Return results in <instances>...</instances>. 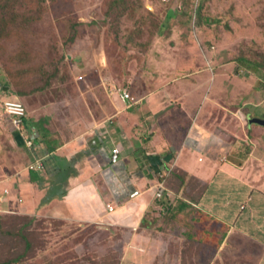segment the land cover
Segmentation results:
<instances>
[{"label": "rangeland", "instance_id": "374dc122", "mask_svg": "<svg viewBox=\"0 0 264 264\" xmlns=\"http://www.w3.org/2000/svg\"><path fill=\"white\" fill-rule=\"evenodd\" d=\"M185 1L190 0H0L2 145L12 147L10 141L16 138L15 130L19 131L6 115L7 101H21L29 122L42 121L48 128L44 127V131L65 140L73 129L75 133L76 125L69 121H101L109 106L107 100L111 101L114 93L123 98L120 89L128 85L121 81L142 71L138 67L130 73L128 62L157 66L169 59L171 63L165 66L178 63V102L171 103L174 106L165 102L171 107L162 114L178 105V139L182 141L189 130L187 116H200L199 123L207 125L231 148L235 143L246 142L245 150L233 149L234 155L229 156L241 168L257 145V137L252 134H259V126L251 127L247 114L264 119V0H206L203 33L196 27L197 12L187 18ZM27 52L35 60L31 64L33 75L17 81L20 64L16 66V56L17 61H22ZM243 58L249 63L241 62ZM111 78L115 84L119 82L118 87L104 84ZM20 92L28 96L22 99L17 95ZM133 98L136 102L132 104L141 102ZM223 126H228V135ZM23 134L27 139V133ZM8 155L6 161L10 159L15 165L13 153ZM192 163H196L194 170L206 166L197 159ZM4 170L0 167L1 175ZM186 175V190L178 181V192L183 190L187 200H192L185 203L197 210L207 189L198 178ZM157 186L158 183L154 194ZM225 195V201L233 198L230 202L234 204L246 200L239 199V191L233 188H227ZM178 196L182 198L173 199L174 209L185 198ZM155 197L163 199L164 206L172 202L170 198L167 203L166 199ZM1 200L0 196V264H219L225 258L214 244L211 247L192 239L190 229L185 231V237L182 235L181 225H189L187 215L185 219L183 214L175 216L178 224L169 225L168 232H164L163 224L154 230L155 240H169L167 251L178 253V257H126L131 240L130 234L125 240L127 230L117 231L112 239L110 232L98 226L83 230L76 223L16 215L12 210L16 200L5 202L7 205ZM173 215L162 219L171 224ZM255 219L261 221L264 217ZM260 229L264 231V227ZM132 249L135 251V246Z\"/></svg>", "mask_w": 264, "mask_h": 264}, {"label": "crops", "instance_id": "0c3cea01", "mask_svg": "<svg viewBox=\"0 0 264 264\" xmlns=\"http://www.w3.org/2000/svg\"><path fill=\"white\" fill-rule=\"evenodd\" d=\"M167 63L171 61H162L157 66L128 62L126 67L130 73L138 67L142 71L122 80L128 86L120 92L127 91L141 102L135 105L114 93L111 101L107 100V114L104 113L101 121L86 123L82 118L72 119L69 122L76 125L75 133L73 129L71 137L65 140L44 131L47 128L44 122H29L27 117L24 128L15 130L16 138L8 139L12 147L5 148L0 142L3 157L0 167L6 169L3 175L0 172L1 202L16 200L15 209L12 206L10 209L19 216H42L50 221L76 223L83 230L94 226L105 228L112 239L117 231L127 230L125 240L129 234L131 240L127 243L130 249L126 257H152L154 254L156 257H178V253L167 251L169 240H155L154 230L163 224L164 232L170 231L169 225L178 224L175 216L183 214V219L187 215L190 220L188 226L181 225L182 235L185 237V231L190 229L192 239L217 246L218 254L225 257L219 264H264V231L260 229L264 227V220L255 219L259 215L264 217V125L257 124L259 134H252L257 137V145L242 165L243 171L237 168L234 157L230 159L229 156L234 155L233 149L245 150L246 142L235 143L231 148L224 139L212 134L207 125L199 123L200 116H187L189 130L180 141L178 105L162 114L174 106L171 103L178 102V63H172L171 67L165 66ZM112 79L104 84L118 87L119 82L115 84ZM168 101L171 106H165ZM247 116L249 122L254 119L250 114ZM223 128L228 135V126ZM116 149L122 151L117 165L112 161ZM11 153L16 158L15 165L10 159L6 161L5 156ZM196 159L206 166L194 170L192 166L196 163L192 162ZM40 163L45 170H32ZM178 169L208 186L197 210L185 203L190 202L183 190L178 192L176 185H169ZM162 174L169 191L165 201L172 200L165 206L163 199H156L153 192ZM227 188L239 191V199L246 200L238 204L230 202L233 198L225 201ZM136 191L140 195L133 198ZM179 194L185 197L184 202L180 199L174 209L176 201L173 199L182 198ZM110 207L114 211H110ZM260 211L263 213L258 214ZM167 214H174L171 224L162 219ZM209 215L216 220H209ZM174 241H178V235Z\"/></svg>", "mask_w": 264, "mask_h": 264}, {"label": "trees", "instance_id": "16d2710c", "mask_svg": "<svg viewBox=\"0 0 264 264\" xmlns=\"http://www.w3.org/2000/svg\"><path fill=\"white\" fill-rule=\"evenodd\" d=\"M39 1H44V0H39ZM200 1V2H199ZM205 1L206 0H190V1H185V12H186V16H187V18L188 17H192L196 12L198 13V19L196 20V27L198 28V30L200 31V32H204L205 31V29H206V26H203L204 25V22H203V16H202V12H203V10H204V8H205V5H208V4H205ZM199 2V3H198ZM199 5H198V4ZM200 3H201V5H200ZM194 17V16H193ZM205 19V18H204ZM206 21H207V19H205ZM199 35H198V33H196L195 32V37H198ZM195 37H193V39H191V42H192V44H194L193 43V41L192 40H195ZM24 56V59H22V61L20 60V61H17V56H16V66H18V64H20V68H19V70H18V72H17V74H16V78L18 79L17 81H20V80H22V79H24L25 77H29V76H31V75H33V70L34 69H32V65L31 64H33V62L35 61L34 59H33V57H32V53H30V52H27L26 54H24L23 55ZM19 58H23V57H21V56H19ZM27 60V62H24V61H26ZM241 62H243V63H249V61L248 60H246V59H241L240 60ZM18 69V68H17ZM38 68H36V70H37ZM35 70V71H36ZM7 71L8 72H10V75L11 76H13L12 74H11V71H10V69L9 68H7ZM35 73H38V72H35ZM14 79H15V76H14ZM20 98H22V99H24L25 97H27L28 95H26V93H23V92H20V93H18L17 94ZM183 173H184V171H183ZM188 174V173H187ZM186 175V173H184V174H182L181 173V170H179L178 169V172H174V181H175V184H174V186L176 185L177 187V189H178V181L180 182V184H181V189H183V190H186V186L184 185V184H186V181H188V179H187V175ZM190 176V175H189ZM172 181H173V178H172V180L170 179V186L172 185ZM199 182H201L200 180H198ZM202 183V182H201ZM202 184H204L205 185V191H206V189H207V184H205V183H202ZM187 194H188V196H189V193L187 192ZM203 194V193H202ZM164 199H167V197L166 198H164ZM188 199V198H187ZM188 201H190L191 203H192V200H188ZM197 202H199L198 200L195 202V203H197ZM22 218H24V217H22ZM20 235H21V233H20ZM24 236V235H23ZM26 246H30V243L28 244H26ZM18 260V259H17Z\"/></svg>", "mask_w": 264, "mask_h": 264}, {"label": "built area", "instance_id": "2783aa9c", "mask_svg": "<svg viewBox=\"0 0 264 264\" xmlns=\"http://www.w3.org/2000/svg\"><path fill=\"white\" fill-rule=\"evenodd\" d=\"M166 1V0H165ZM122 97L125 101H131V102H136L135 99L131 96V94L127 91H123ZM5 112L6 114L11 118V120L14 121V124L16 126L17 129L22 130L25 126V121L28 117L27 114V109L24 106V104L19 101V100H11V101H7L5 103ZM121 155H122V151L120 149H116L113 152V157H112V161L115 165L119 164L121 161ZM45 170L43 163H40L37 165L36 168H32V170ZM160 182H158V186L156 187V194L155 196H159L160 198H165L168 192V189L165 187V175L162 174L160 175ZM155 188L153 189L154 192ZM155 193V192H154ZM140 195L139 191H136L132 197H137ZM111 211H114L113 207H110Z\"/></svg>", "mask_w": 264, "mask_h": 264}, {"label": "water", "instance_id": "95a60500", "mask_svg": "<svg viewBox=\"0 0 264 264\" xmlns=\"http://www.w3.org/2000/svg\"><path fill=\"white\" fill-rule=\"evenodd\" d=\"M250 124H260V125H264V120L260 119V118H254L250 120Z\"/></svg>", "mask_w": 264, "mask_h": 264}]
</instances>
